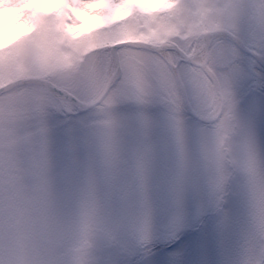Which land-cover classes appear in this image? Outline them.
I'll use <instances>...</instances> for the list:
<instances>
[{
    "label": "snow or ice",
    "instance_id": "6c2138e0",
    "mask_svg": "<svg viewBox=\"0 0 264 264\" xmlns=\"http://www.w3.org/2000/svg\"><path fill=\"white\" fill-rule=\"evenodd\" d=\"M0 13V264H264V0Z\"/></svg>",
    "mask_w": 264,
    "mask_h": 264
},
{
    "label": "rangeland",
    "instance_id": "374dc122",
    "mask_svg": "<svg viewBox=\"0 0 264 264\" xmlns=\"http://www.w3.org/2000/svg\"><path fill=\"white\" fill-rule=\"evenodd\" d=\"M143 3H151V0H142ZM41 3H56V0H41ZM12 22L6 21L4 15L0 13V43L3 42L5 36L9 35L12 31H18ZM258 132L262 139H264V119H258ZM185 239V236H181L180 239L173 243L157 244L152 258V264H168V257L171 253L180 251L182 248L181 242ZM195 255L189 256L190 264H194Z\"/></svg>",
    "mask_w": 264,
    "mask_h": 264
},
{
    "label": "bare ground",
    "instance_id": "6f19581e",
    "mask_svg": "<svg viewBox=\"0 0 264 264\" xmlns=\"http://www.w3.org/2000/svg\"><path fill=\"white\" fill-rule=\"evenodd\" d=\"M9 22H11V21H9Z\"/></svg>",
    "mask_w": 264,
    "mask_h": 264
}]
</instances>
